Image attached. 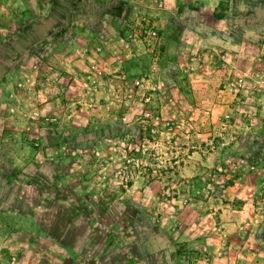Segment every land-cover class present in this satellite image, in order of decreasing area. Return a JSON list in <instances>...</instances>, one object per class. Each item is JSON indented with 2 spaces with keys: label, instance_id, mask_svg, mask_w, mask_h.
I'll list each match as a JSON object with an SVG mask.
<instances>
[{
  "label": "rangeland",
  "instance_id": "obj_1",
  "mask_svg": "<svg viewBox=\"0 0 264 264\" xmlns=\"http://www.w3.org/2000/svg\"><path fill=\"white\" fill-rule=\"evenodd\" d=\"M166 1L0 0V264H220L210 223L234 210L264 245V0ZM119 14L114 80L92 58L99 77L34 81Z\"/></svg>",
  "mask_w": 264,
  "mask_h": 264
},
{
  "label": "crops",
  "instance_id": "obj_2",
  "mask_svg": "<svg viewBox=\"0 0 264 264\" xmlns=\"http://www.w3.org/2000/svg\"><path fill=\"white\" fill-rule=\"evenodd\" d=\"M219 0H205V4L208 8L211 10H214V8L218 5ZM170 5V7H169ZM176 3L174 0L166 1L165 3V10H168L169 16H176V11H174L173 6H175ZM185 14V12H178V14ZM200 12L196 11V15H198ZM11 15L10 12H6V15ZM119 17L115 20V26L113 31L105 36L103 35V30H87V29H80V39L79 42L73 41L71 44L74 46L71 50L72 54L67 56L66 54L61 55L63 60H59L54 64L53 62L49 64L48 67H45V69H48V72L40 66L39 69H37L36 73L34 74V81L38 84H49V85H56L55 76L61 72H70V71H80L83 73V76H90L91 78L99 77L96 72H93L89 68V61L92 58L99 59L100 61L104 62L108 68H111V76L112 80H114L115 76H118L117 71L119 70V60L120 58H124L121 53L122 47L120 41H122V24L124 23L125 19L129 17V11L128 14L125 16L124 21L123 15L119 14ZM1 17V16H0ZM126 19V23H127ZM125 23V24H126ZM199 27L201 22H197ZM167 30L169 29V24L166 25ZM185 28V27H184ZM192 32L195 34L201 35V28H195L194 26L188 27ZM210 35L209 33H207ZM209 37V36H208ZM167 38H168V32H167ZM167 43H171V39ZM67 44V43H66ZM80 44V45H78ZM78 52V53H77ZM75 54V55H74ZM59 56V54L57 53ZM41 69V70H40ZM109 72V71H108ZM106 74V70L104 71ZM47 78V80H46ZM39 88V87H38ZM47 96V103L45 105H48L50 110H52L53 107H55L58 103V101L62 100L63 97H55L52 94L47 95L45 94L43 97ZM107 95L104 94V97ZM67 98V102L70 104L69 101H74L73 96L64 97ZM86 97L84 101H86V105L83 108L84 113H89L87 110L93 111V108H90L91 102L95 101V99ZM69 100V101H68ZM104 102V101H101ZM72 104V103H71ZM68 106V105H67ZM42 108H45V106H42ZM85 120V121H84ZM84 123L87 121L84 119ZM229 209L226 208L225 211H228ZM255 213V209H252V214H248V216L245 218L244 215H241L240 212L237 213V211L234 210L233 212V219H224V223H222V220H218L214 218V220L210 223V231L213 234H210L214 238L215 242H218L223 248L221 250V253H217L214 258H216V262L220 261L222 263L220 264H264V245L262 244V235L259 233V227L262 225V221L259 219H255L253 217V214ZM255 215V214H254ZM237 226L240 228L239 230H235V232L230 231L232 227ZM204 232L203 230H200ZM231 232V233H228ZM212 240V239H211ZM213 258V259H214ZM214 260L212 261V263ZM210 263V264H212Z\"/></svg>",
  "mask_w": 264,
  "mask_h": 264
},
{
  "label": "built area",
  "instance_id": "obj_3",
  "mask_svg": "<svg viewBox=\"0 0 264 264\" xmlns=\"http://www.w3.org/2000/svg\"><path fill=\"white\" fill-rule=\"evenodd\" d=\"M144 34L145 37H150V38H156L157 37V31L154 30L153 28L149 29V30H146V29H143V30H136V29H133L131 31H129L128 35H127V38L129 40H136V39H140V35ZM98 74H101L100 72H98ZM144 79H138V78H135L134 79V82L135 84L137 85H142V82H143ZM152 95L153 93L151 91H148L145 93V96L143 97V100L144 102L146 103H150L152 101ZM152 110L149 108L147 109L145 112H144V117H151L152 116Z\"/></svg>",
  "mask_w": 264,
  "mask_h": 264
},
{
  "label": "trees",
  "instance_id": "obj_4",
  "mask_svg": "<svg viewBox=\"0 0 264 264\" xmlns=\"http://www.w3.org/2000/svg\"><path fill=\"white\" fill-rule=\"evenodd\" d=\"M259 233H261V235H262V229L259 230Z\"/></svg>",
  "mask_w": 264,
  "mask_h": 264
}]
</instances>
